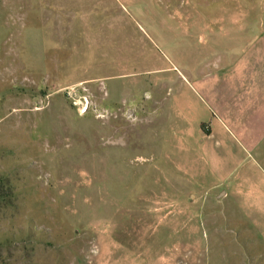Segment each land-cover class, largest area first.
Returning a JSON list of instances; mask_svg holds the SVG:
<instances>
[{"label":"rangeland","instance_id":"1","mask_svg":"<svg viewBox=\"0 0 264 264\" xmlns=\"http://www.w3.org/2000/svg\"><path fill=\"white\" fill-rule=\"evenodd\" d=\"M0 264H264V0H0Z\"/></svg>","mask_w":264,"mask_h":264},{"label":"crops","instance_id":"2","mask_svg":"<svg viewBox=\"0 0 264 264\" xmlns=\"http://www.w3.org/2000/svg\"><path fill=\"white\" fill-rule=\"evenodd\" d=\"M217 131L218 132L224 131V128L220 124L211 125L210 131L206 135H204L202 132L201 124L199 123L197 127L192 128V131L190 132L187 131V137L189 138L192 144L205 145L206 142L205 143L202 142L203 137L205 136L204 139L206 140L211 139L213 138V136ZM227 144H228V140L226 138H222L217 141L211 142V144H207L213 146V149H211L212 153H210L208 156H211L212 158L214 157L213 159L222 157L226 153L223 154L222 149H220V147L223 146L225 147ZM234 191L238 193L239 191H241V187L240 186L235 187Z\"/></svg>","mask_w":264,"mask_h":264},{"label":"trees","instance_id":"3","mask_svg":"<svg viewBox=\"0 0 264 264\" xmlns=\"http://www.w3.org/2000/svg\"><path fill=\"white\" fill-rule=\"evenodd\" d=\"M12 193V190L10 189V191L7 192L8 195H11Z\"/></svg>","mask_w":264,"mask_h":264}]
</instances>
